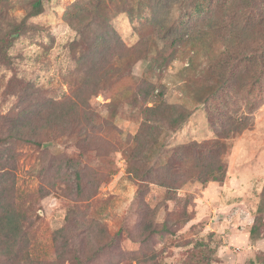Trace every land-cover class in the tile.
I'll return each mask as SVG.
<instances>
[{"label": "rangeland", "instance_id": "374dc122", "mask_svg": "<svg viewBox=\"0 0 264 264\" xmlns=\"http://www.w3.org/2000/svg\"><path fill=\"white\" fill-rule=\"evenodd\" d=\"M36 2L41 14L30 17ZM0 9L26 23L10 59L0 57V174L13 175L6 185L22 221L24 263L54 262L63 238H73L77 253L105 247L86 264H137L147 250L156 264H264V0H215L204 14L195 13L194 0H4ZM81 9L96 26L69 23ZM107 34L115 39L107 42ZM134 48L144 55L122 66ZM95 61L105 64L92 67ZM86 81L100 83L90 100L94 126L59 122L41 145L12 140L26 132L12 137L9 114L75 102ZM146 82L189 113L179 130L164 124L155 168L178 166L173 148L220 136L222 182L191 181L170 200L162 186L128 173L146 119L133 99ZM239 124L245 130L236 133ZM0 264L19 263L0 257Z\"/></svg>", "mask_w": 264, "mask_h": 264}, {"label": "trees", "instance_id": "16d2710c", "mask_svg": "<svg viewBox=\"0 0 264 264\" xmlns=\"http://www.w3.org/2000/svg\"><path fill=\"white\" fill-rule=\"evenodd\" d=\"M2 1L4 0H0V2ZM214 1L215 0H194L195 13L204 14L208 10L210 3ZM40 5V2L34 4L32 12L29 15L30 17H36L41 14ZM85 11V9H81V11L74 10L70 12L68 15L69 23L85 27L91 25V28L93 25L96 26V23L93 22L94 20H89V18L86 17L84 19L82 18ZM226 13L228 14V12L224 14ZM8 15L9 13L7 14L0 9V33H2V38H0V57L6 60L10 59L8 52L13 47L20 33L26 27L24 21L16 23L15 20ZM7 28H9L8 32H6ZM99 31L100 30L96 31L97 37L102 35ZM109 35L110 34H107V36ZM114 36L110 35L106 41L111 42L115 39ZM117 45L122 46L121 41L118 40ZM143 53V48H134L131 50V55L122 56L124 59L122 66L129 68L133 65V62L142 58V55H144ZM116 56L118 57L119 55L116 54ZM104 58H106V56ZM104 64V61H95L92 67H99ZM217 78L220 84L219 88L223 89L226 84L224 75L218 74ZM85 84L87 85L82 89V93L78 94L75 102H68L69 99L57 103L47 102L42 105L30 107V111L25 110L17 114H9L8 119L12 120V123L9 125L12 137L15 136L14 132L21 133L24 127L26 132V134L22 135L20 138H14L12 140L20 139L27 144L41 145L45 137H49L50 135L53 136V134L57 133V130L60 128L59 122H63L65 125L68 124V127L73 130H79L86 126H94L97 116L89 109L90 100L97 95L100 83L96 82L94 85H91L89 81H86ZM138 94H140L139 97L141 96L140 100H138L137 97L133 100L138 106L143 107L142 113L146 119L133 138L134 153L129 158L130 168L128 173L138 178L141 183L153 181V183L155 182L162 186L167 190V194L170 195V200L173 199V194L175 192L191 181L197 180L202 184L208 182H222L226 177V166L223 160L225 144L221 142L224 137L220 136H218L217 140L202 145L195 144L194 142L173 148L170 151H174L177 154L176 156L180 159L178 166L171 168L167 163H163L155 168V163L152 164V161L157 156V151L159 150L160 153L166 147V138L162 139L163 142L159 140L160 135L165 133L164 124H167L169 129L173 131L179 130L187 122L189 113L182 106L166 103L164 101V92H156L153 84L149 82L140 86ZM146 104H151V106L148 107ZM243 130H245V127L239 124L234 131L239 133ZM150 144L156 148L152 147L149 152L147 148ZM200 149H204L206 154L201 157L199 155L195 156V151L198 152ZM217 150L219 151L218 154H216ZM65 160L64 163L66 162V164L72 166L71 159ZM145 160L148 161L147 163L151 164L146 170L144 165ZM74 176L78 194H82L83 177L77 170L74 171ZM11 177L13 178V175L8 172L0 174V257H6V259H10V261L18 260L19 264H26L24 263L27 256L26 252L23 251L24 240L22 238V221L16 219L8 201L10 191L6 184ZM60 232L63 233L62 231ZM63 239V248L59 251L56 260L50 264H64L65 262L68 264H86L92 259L99 257L105 250V247L98 248L92 255L77 253L70 248V244L74 239ZM142 247L148 248L146 240L143 242ZM147 251L144 253L143 257H137L134 261H136L137 264H156L154 263L156 256L153 254L150 256ZM19 254H21L22 257ZM21 259L22 262L20 261Z\"/></svg>", "mask_w": 264, "mask_h": 264}]
</instances>
